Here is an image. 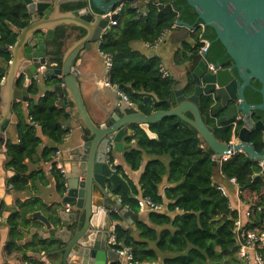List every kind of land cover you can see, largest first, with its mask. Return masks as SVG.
<instances>
[{"label": "trees", "instance_id": "1", "mask_svg": "<svg viewBox=\"0 0 264 264\" xmlns=\"http://www.w3.org/2000/svg\"><path fill=\"white\" fill-rule=\"evenodd\" d=\"M141 1L148 2L145 5L147 17L138 20L140 9L126 4L118 27L111 29L103 37L99 48L101 52L113 57L111 84L118 87L138 112L150 116L172 109L171 94L178 83L172 78L162 79L159 59H147L133 51L131 44L155 42L165 29H171L178 20L191 26L196 24L195 27L201 23L197 22V15L185 0ZM159 5L171 6L172 11L158 18ZM81 7L79 5L77 9ZM29 24L30 15L23 0H0V61L7 67L12 61L9 49L15 46L18 31L26 29ZM65 33L66 29L57 30L52 41L55 46L53 68L61 67ZM198 33L199 31L190 34L194 44L183 42V55L175 56L176 64L190 62V55L198 52ZM205 38L212 43L208 50V62L230 68L229 57L224 58L225 49L219 42H214L216 37L211 29H205ZM2 73L0 89L4 77ZM45 84L48 91L43 98H39L41 90L35 82L32 81L26 88L22 81L18 84V88L27 93L28 108L23 109L21 103L12 108L17 117L19 143L6 144L5 170L14 175L8 182L10 191H27L29 183L43 180V171L28 174V165L50 163L70 132L66 128L70 115L58 108L64 93H59L56 89L62 81L53 77L47 79ZM185 87V92L191 95L194 82L190 74ZM212 105L211 100H202L201 116L218 141L229 143L232 138L231 130L220 128L210 119ZM28 119L40 126L42 135L51 143L40 155L38 149L42 142L38 131L28 123ZM149 129L157 139L152 140L144 131L135 128L134 136L127 139L129 144L135 141V148L125 153L124 160L132 171H139L145 156L155 158L147 163L141 175V197L150 199L155 205L163 206L166 203V207L162 212L147 213V217L136 222V230L117 225L114 233L118 244L132 248L134 260L138 264H157L160 255L168 256L162 259V264H242L237 257L238 247L234 233L238 214L230 209L229 199L213 183V178L219 169L226 180L236 179L243 192L241 200L248 205L251 214L246 222L248 229L264 230V180L257 177L261 172L260 166L256 163L244 165L245 157L239 154L214 167L212 158L197 138V132L177 117L165 118ZM263 148L261 143L255 144L257 152H261ZM161 158L169 160L168 166L159 161ZM116 169L120 174V169ZM51 175L58 193L63 195L66 192L65 176L56 169ZM165 175H168L172 187L166 189L161 196L160 186ZM128 184L131 195L122 189L117 191L121 196L122 207L139 215V192L131 182L128 181ZM43 207L38 200L19 204L18 209L9 217V238L2 253V264H43L28 257V253L50 255L54 251L53 243L40 241L38 236L24 246L19 244L25 239L22 233L24 229L29 231L32 227H42L39 222L29 220L32 214L43 211L51 218L48 214L50 209ZM3 209L2 204L0 216L3 215ZM113 219L121 221L119 214L114 213Z\"/></svg>", "mask_w": 264, "mask_h": 264}, {"label": "water", "instance_id": "2", "mask_svg": "<svg viewBox=\"0 0 264 264\" xmlns=\"http://www.w3.org/2000/svg\"><path fill=\"white\" fill-rule=\"evenodd\" d=\"M23 1L31 20L26 29L18 32L15 46L9 49L12 61L0 90V104L5 110L0 119V143L4 141L10 122L15 121V117L11 116L13 103L28 101L25 91L16 90L17 79L21 75H24L27 84L35 75L61 80L62 84L56 89L66 94L61 106L74 105V110H68V113L72 117L78 116L91 138L68 153L66 192L55 206L50 207L51 218L42 212L29 217L31 221L39 222L43 231L31 228L28 232H22L25 239L19 242L21 246L31 243L38 236L40 241L53 243L54 251L50 255L28 253V257L43 264H115L118 261L117 254L108 246L115 221L113 214L120 215L121 221L118 223L123 222L120 226L126 229L130 226L133 228L139 215L116 201L114 194L118 189H124L129 195L131 190L118 174L111 172L107 163L108 149L115 153L129 150L130 147L124 146L123 140L125 137L132 138L135 128L144 131L150 139L153 136L156 138L150 132V126L165 118L177 117L197 132V138L212 158L214 167L219 165L222 157L232 154L244 155V165L256 163L264 167V148L259 153L250 142L252 132L264 131L262 122L255 123L251 116V112L264 113V0H185L197 15V22L214 32L215 42L225 49L231 68L216 64L221 70L210 74L202 60V57L207 58L208 51L202 56L192 54L188 65L194 82L193 93L188 95L186 87L174 90L171 94L173 107L169 112L150 116L140 112L129 114L132 108L129 104L124 107L122 99L118 97L116 106L110 102L98 107L101 117L98 125L92 121L82 96L80 82L83 75L78 71L82 59L86 53L100 46L102 32L109 24V19L103 18L104 15L119 4L143 8L147 3L140 0ZM79 5L82 7L77 9ZM158 10V18H161L171 12L172 7L159 5ZM56 14L60 17L55 18ZM116 19V16L111 18L112 21ZM70 25L77 30L71 34L66 32L63 41L68 36L79 39L64 52L61 67L51 68L50 58L46 56V43L54 40L57 28ZM176 26L172 38L186 40L196 24L191 26L178 20ZM252 82L260 85V90L256 92L261 96L262 104L256 107L249 106L244 97L245 90L251 87ZM8 89L14 91L5 102L4 91ZM212 98L218 104L213 113L222 116L220 125L232 126L237 118L242 122L243 128L237 133L234 130L238 138L234 147L218 141L201 116V101ZM262 145L264 147V136ZM257 177L264 180V169ZM111 201L115 204L111 205Z\"/></svg>", "mask_w": 264, "mask_h": 264}, {"label": "crops", "instance_id": "3", "mask_svg": "<svg viewBox=\"0 0 264 264\" xmlns=\"http://www.w3.org/2000/svg\"><path fill=\"white\" fill-rule=\"evenodd\" d=\"M54 17L57 18V17H60V15L56 14ZM59 29H66V32H69L70 34L77 30V28L73 25H70L68 27H59L55 30L54 39L56 37V32ZM174 34L175 32L172 35L168 36V38H166L164 43L158 48L147 49L145 47V43L137 42V43L131 44V49L135 52L142 54L147 59H153V58L159 59L160 64H162L165 67V69L170 73L171 78L177 81L178 85H177L176 90H178L186 86L188 74L191 75V73H190V66L188 65L189 62L184 65L183 64L178 65L175 62V56L177 54L183 55L182 44L184 41L191 45L194 42H193V39L190 38L191 32L189 33L188 38L186 40H183L179 37L172 38ZM76 39H79V38H76L75 36H68L67 39L63 41V51H62L63 54L67 49L72 47V45L76 42ZM46 45H47L46 56L50 58V66L53 68L55 67V65L52 64V59H53L52 56H53V52L55 51V46L54 44H52V42H48L46 43ZM8 69H9V66L7 67L4 63L0 61V75L2 72L4 73V74L2 73L4 76L3 79L6 78ZM78 71L79 73L83 75L80 83L82 86V96L84 99L86 109L92 121L98 125L101 123V117H100V112H99L98 107L104 104L110 103V102L115 103L116 100L118 99V95L114 90L105 87L104 82H105L106 74H105L104 64L99 56V47L95 51L91 53H86L84 55L81 66L79 67ZM35 78H38L37 83L41 90V94L39 98H43L48 90L45 84V81L47 79L42 75H39V76L35 75L28 84L26 83L24 75L19 76L17 79L16 90L18 92L24 91L18 88V84L20 81L23 82V87L26 88L27 86L31 84V81L34 80ZM13 91H14L13 89L11 90L8 89L4 91L3 98L5 102L9 100V96L13 94ZM63 96L65 97L66 94L64 93ZM62 99L58 103V108L64 109L66 113L70 115V120L67 122V124H70V125L69 127L66 125V128L69 129L70 132H69V135L66 136L67 139H65L63 144L60 146V151H59L60 164L63 165L65 167V171H67L68 165L66 164V161L68 158V153L72 149H74L76 146L89 141L91 138L89 136V133H86L85 131L86 129L84 128L82 123L79 121L78 116L72 117V115L68 113V110H71V111L74 110V105L72 103H69L67 106H61L60 103ZM18 103H21L23 105V109L27 110L28 108L27 102L23 103V102L15 101L13 103V106ZM122 103L124 104V107L126 106L125 104H127L123 100H122ZM114 105L116 106L117 103H115ZM131 108H132V111H130L129 114L138 112L136 108H134V106H131ZM4 111L5 110H4L3 105L0 104V119L2 118V115L4 114ZM11 116L15 117V121L10 122L4 134V141L0 143V197H1L0 206L2 204L4 205L3 215L0 216V221H1L0 222V264L3 263L2 253H3L4 247L9 238V227L7 225L8 219L14 213V211L18 209V205L38 200L44 205L43 209H50V207L55 206L59 202L60 198L62 197L58 193L54 179L52 178V175H51L53 170H50V164H52L53 160L48 164L38 163L35 165L34 164L28 165V168H29L28 174L43 171V176H42L43 180H38L36 182L29 183L27 191H22V192L15 191L14 192V191L9 190L10 188L8 187V182H9V179L12 178L14 175L13 173L5 170V164L7 162L6 144L8 142L12 144L19 143V137H18L17 130H16L17 117L13 114L12 109H11ZM29 120L30 119H28V123L34 126V124L30 122ZM35 129L38 131V136L42 142L41 146L38 149V153L40 155L42 151L44 150V148L46 147L49 148L51 146V143L45 136L42 135L39 125ZM127 139L128 138L126 137L124 138L123 144L126 147H130V149L123 153L112 152L110 159L113 163V166L115 168H119L121 171L120 174L118 173L117 174L127 184L129 181L137 188V191L139 192L137 199H139L142 196L141 186H140L141 175L147 163L152 161L155 158L145 156L143 158V162L141 164L140 170L132 171L130 167L125 163L124 155L126 152L135 148V141L133 140L129 144ZM154 139L156 138L153 136L152 140ZM159 161H161L165 166H168L169 164V160L167 158H161L159 159ZM213 183L217 185L218 189L229 199L230 201L229 204H230L231 209L237 210V211L239 210V213L241 214H243L245 211L248 210V205L238 198L237 187L233 185L230 182V180H226L224 177H222L221 173L219 172V169L216 170L215 172ZM170 187H172V185L169 184L168 175H165L162 180V184L160 186L161 196H163L165 190ZM122 190L125 191L124 189ZM117 191L115 192L114 196H116V201H118L121 204L122 203L121 196L118 194ZM125 193L128 194L126 191ZM110 204L114 205L115 202L111 201ZM163 206L165 209L166 203ZM41 212L46 217H48L46 213H44L43 211ZM48 214L49 216H51L52 215L51 211H49ZM147 215H148L147 213H139V220L141 218L147 217ZM122 223H118L114 221L111 231L112 229H115L117 225H121ZM32 228H36V230L38 231H43V226L40 228H37V227H32ZM129 228H131L132 230H136V223H134L133 225L134 229L131 226ZM25 232H28V231L25 230ZM135 235H137V233H135ZM164 257H168V256L160 255V261H162Z\"/></svg>", "mask_w": 264, "mask_h": 264}, {"label": "built area", "instance_id": "4", "mask_svg": "<svg viewBox=\"0 0 264 264\" xmlns=\"http://www.w3.org/2000/svg\"><path fill=\"white\" fill-rule=\"evenodd\" d=\"M145 3L148 4V2H145ZM125 6L126 4H119L112 11H110L108 14L103 16V18L109 19L108 26L102 32L103 37L111 29L118 27L119 20L125 10ZM138 14H139L138 20L147 17V12L145 10H139ZM115 16L117 17V19L112 21L111 18ZM176 28L177 26L175 24L171 29H165L155 42L146 43L145 47L147 49H154V48L160 47L164 43L166 38H168V36L172 35L175 32ZM205 29L206 27L201 23L200 25H198L197 27H195L193 30L190 31L191 34L192 33L195 34L197 31H199L198 40H199L200 48L197 54L200 56H202V54L207 52L210 48V42L208 39L205 38ZM99 56L105 68V74H106V78L104 82L105 87L114 90L117 93L118 97H120L124 102L129 104L131 107L132 105L130 104L128 99L119 91L118 87L111 84V72L114 66L112 55L101 52L99 48ZM202 60L206 64L207 70L210 74H216L219 70H221L220 67H217L216 65L209 63L207 58L202 57ZM159 73L162 79H171L170 73L165 69V67L162 64L159 65ZM32 81L37 83L38 78H35ZM29 121L31 122V120ZM37 126H38L37 124H34L35 128ZM217 126H219L220 128L224 127L222 125H217ZM237 143H238V138L236 137L235 134H233L231 141L227 144L231 147H234L235 145H237ZM111 154H112V151L109 148L107 163H108V166L111 172L113 174H117V169L113 166V163L110 159ZM234 156H236V154L222 157L219 165H222L223 163L228 162ZM260 168H261V171L264 169L262 165H260ZM54 169L59 171L63 176L65 175V167L60 164V153L59 152L56 153V155L53 158L52 164H50V170H54ZM260 173L258 175H260ZM230 182L237 187V195H238V198L241 200V197L243 196V192L241 191L236 179H231ZM138 200H139L140 213L162 212L164 210V206L155 205L148 198L141 197ZM233 211H236V213L238 214V218L236 219L234 223V233H235V238H236L237 247H238L237 257L239 258L242 264H264V230H259V229L249 230L248 229L246 222L250 219V216H251L249 210L245 211L243 214L239 213V210L238 211L233 210ZM108 246L111 248V250H113L117 254L118 264H138L134 260V254H133L132 248L121 247L118 244L117 237L114 233V229H112L111 231V235L108 241Z\"/></svg>", "mask_w": 264, "mask_h": 264}, {"label": "flooded vegetation", "instance_id": "5", "mask_svg": "<svg viewBox=\"0 0 264 264\" xmlns=\"http://www.w3.org/2000/svg\"><path fill=\"white\" fill-rule=\"evenodd\" d=\"M139 2L145 3V2H143L141 0ZM139 9L146 10L145 7L139 8ZM224 58L225 59L227 58L226 54H225ZM228 61H230L229 58H228ZM230 63H231V61H230ZM231 66H232V64H231ZM231 66H230V68H231ZM257 90H260V85L258 83H256V82H252L251 83V87L247 88L245 90V92H244V97H245L248 105L251 106V107H256V106H259V105L262 104L261 96L256 92ZM210 100L213 102V105L211 106L212 109H210L211 110L210 118L215 124L220 125V119H221L222 116L220 115V113L217 114V115H215L213 113L218 104L216 103V100L214 98H212ZM251 116H252V119L254 120L255 123L262 122V124L264 126V113L251 112ZM224 127H226L227 129H230L232 135L235 132L237 133L238 131H240L243 128L240 118H237L235 122H232V126L226 125ZM234 130H235V132H234ZM263 136H264V131L263 132L254 131V132H252L250 134V142L254 146V148H255V144H257V143H261L262 144ZM262 152H263V150L261 152H259V153H262Z\"/></svg>", "mask_w": 264, "mask_h": 264}, {"label": "rangeland", "instance_id": "6", "mask_svg": "<svg viewBox=\"0 0 264 264\" xmlns=\"http://www.w3.org/2000/svg\"><path fill=\"white\" fill-rule=\"evenodd\" d=\"M191 39H193L192 37H190ZM179 57H181V54H179ZM175 74H176V72H175ZM175 76H177V75H175ZM157 264H162V261H159V263H157Z\"/></svg>", "mask_w": 264, "mask_h": 264}, {"label": "clouds", "instance_id": "7", "mask_svg": "<svg viewBox=\"0 0 264 264\" xmlns=\"http://www.w3.org/2000/svg\"><path fill=\"white\" fill-rule=\"evenodd\" d=\"M141 10V9H140Z\"/></svg>", "mask_w": 264, "mask_h": 264}]
</instances>
